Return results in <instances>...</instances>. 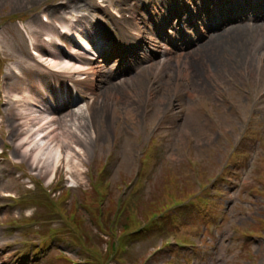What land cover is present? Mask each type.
Listing matches in <instances>:
<instances>
[{
	"label": "rangeland",
	"instance_id": "374dc122",
	"mask_svg": "<svg viewBox=\"0 0 264 264\" xmlns=\"http://www.w3.org/2000/svg\"><path fill=\"white\" fill-rule=\"evenodd\" d=\"M65 3L69 8L52 15L51 8ZM195 5L204 6L203 16L178 31L184 16L179 18L176 7L185 6L182 15L196 14ZM209 5L206 0H0V264H264V61L253 66L249 54L264 31L249 34L240 55L234 50L217 58L201 55V82L194 84L190 52L204 45L198 34L205 35L208 19L218 21L207 14ZM110 7L120 18L108 13ZM70 12L89 17L79 20L88 35L99 28L110 39L112 54L97 55L91 64L98 67L82 83L55 75L94 108L91 127L98 138L95 147L88 144L79 170L71 172L73 186L64 182L68 175L62 166L50 187L44 186L50 174L28 184V167L12 159L3 108L11 104L19 125L34 107L9 100L4 76L27 56L26 33L37 29L35 24L47 27L42 14L60 21L64 13L67 23ZM162 14L171 27L157 33L154 24ZM136 24L145 45L140 52L132 39ZM40 31L43 36L45 30ZM58 38L70 47L66 38ZM93 38L94 50L104 51V39ZM262 42L257 50L264 48ZM46 47L59 55L56 45ZM143 52L147 61L139 57ZM162 53L168 68L161 64ZM186 53L190 61L182 57ZM178 67L184 68L179 74ZM136 76L139 82L131 83ZM105 90L116 98L109 101L111 108L96 96ZM54 92L53 109L61 111L65 106L55 107ZM40 95L46 97L40 88L29 94L43 106ZM127 98L135 106L134 118L119 109ZM97 180L104 184L94 190ZM133 186L138 190L131 191ZM201 189L207 191L198 198ZM127 198L133 201L123 205ZM172 198L191 205L178 207ZM103 227L110 243L99 237Z\"/></svg>",
	"mask_w": 264,
	"mask_h": 264
},
{
	"label": "bare ground",
	"instance_id": "6f19581e",
	"mask_svg": "<svg viewBox=\"0 0 264 264\" xmlns=\"http://www.w3.org/2000/svg\"><path fill=\"white\" fill-rule=\"evenodd\" d=\"M67 4L69 3L63 4L64 8H51L50 11L52 15H55V12L58 10H66L69 8ZM73 9L78 10L76 7H73ZM255 9L256 8H252L250 10L253 11ZM75 10L72 12H75ZM72 12L69 13V16H71L69 17V23L66 25L64 24L66 18L63 15L64 13L60 14L58 18L60 19L59 23H61L60 31L65 34V37H67L69 41L72 43L74 42L73 44L76 45V47L71 46L67 51H59V55H56L49 49H46L44 45L39 44V38L43 41H53L55 44V21L58 20L54 17H49L47 18L46 28H44L45 26L35 24L38 30L34 28L26 33L29 47H36V49L35 47L33 48L35 53H31L33 57L28 54L25 57H21L19 69L9 70L4 76V79L8 80L4 89L7 90L6 92L11 93L8 96L9 100L15 103H23L25 106L34 107V109H30L31 111L28 115L23 117L25 119L23 121L24 123L19 125L16 124V118L11 104L4 103L3 110L6 115L4 126L8 133L7 139H9L12 145V159H14L15 163L18 165H26L35 179H41L42 176L52 174L53 170H56V179L60 166H62L67 175L71 177V172L79 170L80 165L86 161L88 144L95 147L98 138L94 132V128L91 127L94 108L90 106L89 103H86L84 98L80 99L73 95L70 102H66L64 98H67L66 96L69 89L60 85L61 90H57L55 86V79L57 78L52 79L51 76L48 78L44 74L45 71L41 69V67L45 68L50 75L55 74V72L62 73L59 76L69 75L68 77L71 81H83L85 79L83 76L93 74L95 72V67H98L97 64H91L94 61L93 57L89 56L91 50H93L91 47V42L94 44L93 37L104 39L102 47L104 51L98 52L99 57L104 56L107 52L108 54H112V52L109 51L110 47L107 45L110 43V39L107 35L101 32L99 28L98 30L95 29L93 35H88V26L80 25V21H78V23H74V20L70 21L73 18ZM43 16L45 17V15ZM243 16L244 15L232 14V16L222 20L209 22L205 35L202 36L198 34V37L204 40V45L198 46L195 50L190 52L195 64L189 66V70L191 67L194 70V75L192 76L191 74V82L193 81L194 84L201 82V70H199L197 66L200 62V57H202L201 55H203V57L217 58L220 52L231 54L232 50H234V54L240 55L242 49L246 46L245 43H249L248 35L264 31L263 11L259 15H253L249 18L246 17L244 19ZM88 18L89 17L85 15L80 16L78 19L87 21ZM41 29L45 30L43 36H41ZM194 29L196 30L197 27L194 26ZM140 30L141 28L136 24L133 29V31L136 32L132 38L133 40L139 38ZM178 38H181V36H178ZM256 39L255 47L254 45L251 46L249 54H252L251 59L253 58V66L262 67L264 51L262 53H260V51L264 48L262 50H257V48L263 44L264 34L259 35ZM144 46L145 45L141 43V45L137 47V51H142ZM5 53L7 56L13 57L12 53H9L8 50ZM163 55L162 53L161 57H164V61L161 64L166 65L168 68V65H171V63L166 62L169 60H167V56ZM189 56L190 54L186 53L182 57L190 61ZM139 57L142 58L143 61L149 59L145 52L139 55ZM247 58L248 56L245 59ZM161 64L158 66L155 74H160ZM183 70L184 68L180 71L178 67L177 73L179 74ZM247 70V74L250 75L251 71L248 67ZM104 72L108 73L109 71L106 70ZM236 74L240 77L238 72H236ZM169 75L171 77V74ZM136 82H139L137 76L134 77L131 83ZM166 83L169 85V77ZM76 85H78L77 82ZM140 87L142 89L144 88V91L147 92V90H145L146 86L144 87L141 82ZM38 88H40V92L45 94L46 98L51 100V102L53 99L49 93L54 90L57 106L65 107L61 111L54 110L52 107L47 110L39 111V106L32 100V97L29 96L34 89ZM17 90H21V93H18ZM93 94L94 93H91L89 95V101L93 99ZM147 94H150V92H147ZM96 96L100 98L101 106L106 108H111L109 107L110 100H116L113 93L108 90L104 91V95L96 94ZM119 109L124 111L127 116L131 118L135 117V106L130 98L123 100ZM187 114L192 116L190 113Z\"/></svg>",
	"mask_w": 264,
	"mask_h": 264
},
{
	"label": "trees",
	"instance_id": "16d2710c",
	"mask_svg": "<svg viewBox=\"0 0 264 264\" xmlns=\"http://www.w3.org/2000/svg\"><path fill=\"white\" fill-rule=\"evenodd\" d=\"M102 220H105V219H104V217H103V219H102Z\"/></svg>",
	"mask_w": 264,
	"mask_h": 264
}]
</instances>
